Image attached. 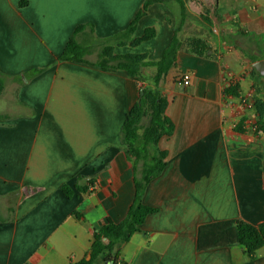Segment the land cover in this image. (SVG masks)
<instances>
[{
  "label": "crops",
  "instance_id": "1",
  "mask_svg": "<svg viewBox=\"0 0 264 264\" xmlns=\"http://www.w3.org/2000/svg\"><path fill=\"white\" fill-rule=\"evenodd\" d=\"M146 0H0V264H71L89 259L92 230L122 220L141 160L121 136L126 113L153 75L97 66L103 41L123 32ZM175 0L150 4L115 55L157 62L174 31L175 67L158 86L173 125L158 141L165 166L143 190L157 211L119 249L124 264H264L220 246L219 225L264 223V0ZM78 25L87 63L58 60ZM151 28L155 35L132 46ZM208 49L194 54L188 43ZM189 76L188 85L180 80ZM229 83L239 96L223 94ZM245 119L243 130L236 124ZM77 184L66 198L60 186ZM91 181L92 185L87 183ZM75 214L79 218L75 217ZM94 264H102L101 259Z\"/></svg>",
  "mask_w": 264,
  "mask_h": 264
},
{
  "label": "trees",
  "instance_id": "2",
  "mask_svg": "<svg viewBox=\"0 0 264 264\" xmlns=\"http://www.w3.org/2000/svg\"><path fill=\"white\" fill-rule=\"evenodd\" d=\"M163 0H146L142 9L134 16L127 28L106 40L100 48L97 66L104 71L122 70L131 77H142L146 68L155 69L149 79L145 78L146 86L141 87L142 95L131 106L126 113L121 127V136L127 147V154L131 155L136 161L141 160L142 169L140 176L135 173L134 176V197L129 205L125 217L117 223L107 221L100 228L92 230V241L89 249V259L81 260L71 264H94L95 260L101 259L102 264H114L118 259L119 249L130 237L139 231L146 217L157 211L156 208L147 206L142 202V193L146 185L157 177L163 170L166 153L157 150L158 141L163 136L171 135L173 125L164 115L166 100L158 91V86L166 76L167 72L175 67L176 52L180 47L177 38V32L174 31L169 45L164 50L161 58L157 62L146 61L145 54H125L115 55L112 44L119 42L118 45H124L129 40L135 30L138 20L143 16L146 8L155 2ZM179 6L181 14L184 12L181 0H175ZM90 25H78L74 28L71 36L67 40L61 54L58 57L60 61H69L75 63H87L85 56L87 48L78 42V34ZM155 32L153 29H145L142 36L135 38L131 45L135 46L153 38ZM198 39L189 41L188 46L192 52L198 56H203L208 49ZM3 90V84L0 79V94ZM223 94L232 97L239 96V88L236 84L229 83L223 89ZM256 120L250 125L254 133L264 132V104L256 100L252 104ZM144 119L147 122L143 124ZM245 119L242 118L235 126L236 131L243 130ZM79 177L76 178L72 186L62 185L60 191L66 198H70L73 189L78 193H86V187H80L77 184ZM87 185L91 186L89 181ZM76 218H79L75 214ZM220 246H240L245 256L252 260L258 249L264 247V223L252 225L242 220H231L222 222L219 225Z\"/></svg>",
  "mask_w": 264,
  "mask_h": 264
},
{
  "label": "water",
  "instance_id": "3",
  "mask_svg": "<svg viewBox=\"0 0 264 264\" xmlns=\"http://www.w3.org/2000/svg\"><path fill=\"white\" fill-rule=\"evenodd\" d=\"M255 70L260 74L264 76V62L258 61L254 65ZM140 95H142V90H140Z\"/></svg>",
  "mask_w": 264,
  "mask_h": 264
},
{
  "label": "built area",
  "instance_id": "4",
  "mask_svg": "<svg viewBox=\"0 0 264 264\" xmlns=\"http://www.w3.org/2000/svg\"><path fill=\"white\" fill-rule=\"evenodd\" d=\"M180 82H181V84L184 85V86L188 85V83H189V76H188V75H183V76L181 77ZM114 264H124V263H123L121 260L117 259V260L114 262Z\"/></svg>",
  "mask_w": 264,
  "mask_h": 264
},
{
  "label": "rangeland",
  "instance_id": "5",
  "mask_svg": "<svg viewBox=\"0 0 264 264\" xmlns=\"http://www.w3.org/2000/svg\"><path fill=\"white\" fill-rule=\"evenodd\" d=\"M146 122H147V119H144L143 124H145Z\"/></svg>",
  "mask_w": 264,
  "mask_h": 264
}]
</instances>
